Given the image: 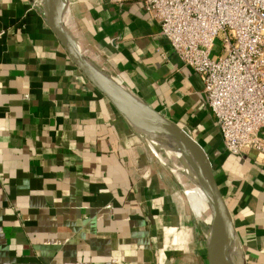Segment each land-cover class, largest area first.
I'll return each instance as SVG.
<instances>
[{"label": "crops", "instance_id": "0c3cea01", "mask_svg": "<svg viewBox=\"0 0 264 264\" xmlns=\"http://www.w3.org/2000/svg\"><path fill=\"white\" fill-rule=\"evenodd\" d=\"M36 5L0 0V264H208L172 173L76 68ZM68 11L85 57L204 150L238 264H264L263 158L226 151L202 77L138 1L68 0Z\"/></svg>", "mask_w": 264, "mask_h": 264}, {"label": "built area", "instance_id": "2783aa9c", "mask_svg": "<svg viewBox=\"0 0 264 264\" xmlns=\"http://www.w3.org/2000/svg\"><path fill=\"white\" fill-rule=\"evenodd\" d=\"M131 1L142 4L183 65L202 77L226 151L252 149L264 162V0Z\"/></svg>", "mask_w": 264, "mask_h": 264}, {"label": "bare ground", "instance_id": "6f19581e", "mask_svg": "<svg viewBox=\"0 0 264 264\" xmlns=\"http://www.w3.org/2000/svg\"><path fill=\"white\" fill-rule=\"evenodd\" d=\"M35 5L45 20L52 21L71 39L75 37V25L68 11V0H56L54 5L50 0H35ZM89 55L92 61L102 64L99 57L91 50ZM90 63L95 66L91 61ZM100 72L103 79L116 91L128 98H134L133 92L127 86L120 81L117 82L103 71L100 70ZM136 130L167 166L166 169L172 173L182 188L190 209L206 236V245L210 244L211 239L216 235L219 248L212 253V258L217 264H238L241 258L240 246L229 215L219 198L211 195L199 182L192 167L181 156L177 138L162 133L153 134Z\"/></svg>", "mask_w": 264, "mask_h": 264}, {"label": "water", "instance_id": "95a60500", "mask_svg": "<svg viewBox=\"0 0 264 264\" xmlns=\"http://www.w3.org/2000/svg\"><path fill=\"white\" fill-rule=\"evenodd\" d=\"M94 1V0H91ZM54 5L56 0H50ZM42 14V13H41ZM48 27L55 34L67 55L76 68L85 76L87 81L117 110V112L134 129L143 144L150 150L156 159L163 165L161 159L155 154L137 132L139 129L153 134H167L177 138V145L181 156L192 167L199 182L204 185L213 196L223 198L222 191L217 183L213 168L204 150L190 136L174 123L162 116L149 111L145 106L138 103L134 98H128L111 87L102 77L100 70L93 66L89 59L82 53V49L77 38L71 39L52 21L45 20ZM164 166V165H163ZM167 167V166H166ZM217 231V229L215 230ZM215 234V232H214ZM215 247H213V245ZM219 242L216 235L211 239L209 245V257L212 264L217 262L212 258V253L218 250Z\"/></svg>", "mask_w": 264, "mask_h": 264}, {"label": "rangeland", "instance_id": "374dc122", "mask_svg": "<svg viewBox=\"0 0 264 264\" xmlns=\"http://www.w3.org/2000/svg\"><path fill=\"white\" fill-rule=\"evenodd\" d=\"M40 11V10H39ZM218 44V42H216V45ZM220 47V46H219ZM148 144V143H147ZM168 173H169V175L171 174L169 171H167ZM173 176V175H172ZM171 175H170V177H171V179H172V181L175 183V179H173L174 177H172ZM177 183V182H176ZM178 184V183H177ZM179 185V184H178ZM180 186V185H179ZM179 189L180 190H178L181 194H182V196H183V198H185V201L187 202V200H186V197H185V195H184V193H183V190H182V188L181 187H179ZM188 206V205H187ZM188 209H189V207H188ZM189 212H190V216L192 217V219H193V224H194V227L195 228H197L198 226L196 225V223H195V219H194V216H193V213L190 211V209H189ZM199 228V227H198ZM200 243H201V246L203 247V249H204V253H205V258H206V260H207V262H208V264H212V260L210 259V257H209V245L211 244V241H210V244H208V245H206L205 244V242H204V239H203V237H200ZM213 245V247H215L214 246V244H212Z\"/></svg>", "mask_w": 264, "mask_h": 264}]
</instances>
